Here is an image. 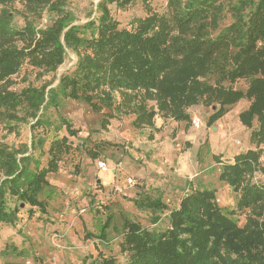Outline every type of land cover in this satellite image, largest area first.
<instances>
[{
    "label": "trees",
    "instance_id": "obj_1",
    "mask_svg": "<svg viewBox=\"0 0 264 264\" xmlns=\"http://www.w3.org/2000/svg\"><path fill=\"white\" fill-rule=\"evenodd\" d=\"M69 1L0 0V122L14 130L33 120L30 145L15 147L0 139V230L17 225L24 205L30 219L47 215L49 174L57 173L80 147L69 138L80 128L66 116H59L57 125L48 114L50 108L58 111L62 100L103 113L102 129L112 119L132 116V126L149 127L153 139V132L161 129L155 124L157 115L188 125L189 109L206 105L214 108L211 125L245 99L249 103L239 120L249 129L251 146L232 161L213 154L220 165L219 180L236 194L235 208L220 204L215 187L193 180L184 182L176 206L162 191L131 197L137 210L149 214L148 225L108 205L104 212L91 207L104 220L97 231L86 230L85 237L108 244L114 232L122 261L102 252L84 261L264 264V0H167L162 10L143 0L145 13L125 26L112 6L125 10L133 0H99L96 16L83 23H75ZM45 16L49 22L41 24ZM68 50L76 60L56 86L31 82L16 88L14 76L25 65L56 72ZM241 79L246 87H235ZM63 126L68 135L50 132ZM92 153L97 157L98 151ZM258 172L263 174L260 182L254 181ZM239 213L245 214L242 224ZM1 253L24 256L25 250Z\"/></svg>",
    "mask_w": 264,
    "mask_h": 264
},
{
    "label": "rangeland",
    "instance_id": "obj_2",
    "mask_svg": "<svg viewBox=\"0 0 264 264\" xmlns=\"http://www.w3.org/2000/svg\"><path fill=\"white\" fill-rule=\"evenodd\" d=\"M98 1L70 0L68 8L76 15L75 23L96 16ZM147 1L158 10L167 4V0ZM112 11L125 26L133 16L144 14L145 7L143 0H133L125 10L112 6ZM17 22L22 24V19L17 18ZM46 22H49L47 16L41 24ZM75 60V54L68 50L65 62L56 72L44 73L25 65L14 76L15 86L51 82L50 87H54L62 73L73 67ZM235 87L245 88V80H238ZM248 103L245 99L240 100L211 125L208 118L214 108L206 105L189 109L192 122L188 125L157 115L155 124L161 129L153 132L152 139L149 127L136 129L132 126V116L112 119L108 128L102 129L103 113H97L81 102L62 100L60 109L50 108L48 114L57 125L60 124L59 116H66L74 127L80 128L77 135H69L74 145L80 147L75 148L57 173L49 174L50 187L44 194L48 201L47 215L42 219L37 216L30 219L26 211L28 206L24 205L16 226L1 227L0 264L7 261L10 264H86L85 258L97 257L99 252L105 256L117 255L122 261L118 245L120 238L113 239L114 232L108 244L85 237L86 230L97 231L104 220V216L95 213V208L104 212L107 210L104 205H108L117 214L127 213L148 225L149 214L137 210L131 197L140 192L157 194L162 191L170 205L176 206L186 180L215 187L220 204L235 208L236 194L228 184L219 180L220 165L213 159V154H221L222 160L232 161L235 154L251 146L249 129L239 120V112L247 108ZM149 106L154 105L150 103ZM31 123L33 120L29 118L28 122L10 130L0 122V139L15 147L25 143L30 145ZM50 132L68 135L65 126ZM186 141L191 146L188 147ZM200 148L201 156L198 155ZM93 150L98 151L97 157L92 156ZM261 159L264 160V153ZM101 162L105 163V170L101 168ZM260 180H263V174L258 172L254 181ZM238 215L240 223H244L245 214ZM15 247L25 250L24 256L2 255V250Z\"/></svg>",
    "mask_w": 264,
    "mask_h": 264
},
{
    "label": "built area",
    "instance_id": "obj_3",
    "mask_svg": "<svg viewBox=\"0 0 264 264\" xmlns=\"http://www.w3.org/2000/svg\"><path fill=\"white\" fill-rule=\"evenodd\" d=\"M100 166H101V168H103L104 170L106 169V165H105L104 162H101V163H100ZM130 181H131V180H130Z\"/></svg>",
    "mask_w": 264,
    "mask_h": 264
}]
</instances>
